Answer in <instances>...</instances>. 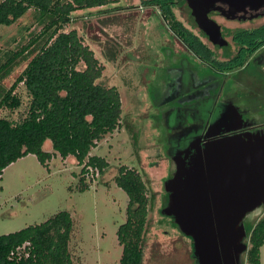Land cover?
I'll return each mask as SVG.
<instances>
[{
	"label": "rangeland",
	"instance_id": "374dc122",
	"mask_svg": "<svg viewBox=\"0 0 264 264\" xmlns=\"http://www.w3.org/2000/svg\"><path fill=\"white\" fill-rule=\"evenodd\" d=\"M142 1L117 0L108 7L76 11L70 24L62 29L77 32L103 66L100 84L116 87L121 97L120 126L98 141L90 152L106 159L109 163L107 174L95 177L87 191L79 192L76 186L80 167L72 157L67 161L53 158L47 167L35 156L12 163L0 179V235L39 225L60 211H67L74 225L69 242L74 264H119L122 247L117 242L116 231L125 222L128 197L115 185L113 177L120 166H126L140 173L148 195L157 194L148 212L143 264H198L191 239L160 211L167 205L168 195H164L163 189L173 170L164 150L171 141L162 127L155 124L150 128L141 121L152 110L146 101L143 104L148 98L145 89L148 83L140 81L139 69L148 66L144 58L149 57V60L159 53L149 42V27L145 23L147 13L157 9L145 7ZM173 11L177 20L188 26L190 12L187 8L177 5ZM215 19L229 28L251 25L227 21L220 16ZM262 24L264 18H259L252 26ZM45 29L33 9L12 25L0 26V66L13 57L10 67L0 71V99L13 86L9 99L18 102V106H3L0 117L17 122L26 116L29 96L16 78L26 67V50L41 42ZM151 63L155 61L152 59ZM156 75L158 79L151 91L156 100L152 103L155 110L174 100L173 97L164 100L162 94L158 96L161 83L177 78L173 68L160 73L157 69ZM44 148L52 150L50 141ZM262 215L264 205L249 215L245 221L247 235L248 229ZM246 242L248 244V239ZM242 262L247 264L246 253L242 255ZM260 263L264 264V245L260 249Z\"/></svg>",
	"mask_w": 264,
	"mask_h": 264
},
{
	"label": "trees",
	"instance_id": "16d2710c",
	"mask_svg": "<svg viewBox=\"0 0 264 264\" xmlns=\"http://www.w3.org/2000/svg\"><path fill=\"white\" fill-rule=\"evenodd\" d=\"M116 1H0V26L12 25L33 9L46 28L41 42L26 50V67L16 78L29 96L26 116L17 122L0 117V179L9 165L21 158L33 155L47 167L56 153L62 160L73 157L80 167L76 186L79 192L91 186L88 168L98 170L100 177L107 174L106 159L90 152L98 141L120 126L121 97L116 87L100 84L103 66L77 32L62 29L70 24L76 11L104 8ZM173 1L143 0L142 4L159 7L170 28L183 41L190 42L172 11ZM177 5L186 7L184 0H178ZM248 38L264 41V25L253 30ZM12 59L10 56L0 71H6ZM12 89L13 86L2 95L0 109L5 105L18 106L16 100L9 99ZM46 141L51 143V152L44 150ZM113 182L128 197L125 222L116 231L117 242L122 247L119 264H143L148 212L157 194L148 195L145 182L134 168L120 166ZM163 209L160 211L165 214ZM73 229L70 213L60 211L44 223L0 235V264H74L69 252ZM248 230L246 263L261 264L264 215Z\"/></svg>",
	"mask_w": 264,
	"mask_h": 264
},
{
	"label": "flooded vegetation",
	"instance_id": "af4514ba",
	"mask_svg": "<svg viewBox=\"0 0 264 264\" xmlns=\"http://www.w3.org/2000/svg\"><path fill=\"white\" fill-rule=\"evenodd\" d=\"M172 3L176 7L178 0ZM145 7L157 9H149L144 22L149 27V42L157 47L156 52L159 53L152 58L155 63H151L149 57L144 58L148 66L141 62L142 70L139 69L140 81L148 83L145 85L148 98L143 104L146 101L152 110L141 121L150 128L155 124L162 127L167 131H164L165 135L170 137L171 142L164 147L165 155L173 166L169 178L175 171V160L184 159L185 151L194 142L201 147L207 142L228 137L247 139L249 135H264V41L248 38L253 30L264 25L252 26L264 15L252 20L226 19L251 24L229 28L217 22L215 17L219 14L212 13L209 15L212 23L204 29L198 27L189 15L188 26L178 19L191 40L185 42L170 28L159 7ZM215 27L226 42L222 47L213 45L208 38L215 32ZM171 68L177 78L162 82L158 96L162 94L164 100L171 97L174 100L160 103L163 108L155 110L152 103L156 100L151 91L158 79L157 69L160 73ZM193 153H188L186 163Z\"/></svg>",
	"mask_w": 264,
	"mask_h": 264
},
{
	"label": "water",
	"instance_id": "95a60500",
	"mask_svg": "<svg viewBox=\"0 0 264 264\" xmlns=\"http://www.w3.org/2000/svg\"><path fill=\"white\" fill-rule=\"evenodd\" d=\"M184 2L202 29L212 23V13L231 21L264 15V0ZM214 30L210 42L224 46L218 27ZM196 143L188 147L184 159L175 160V171L164 184L168 199L163 212L191 239L198 264H243L245 221L264 205V135L228 137L201 147Z\"/></svg>",
	"mask_w": 264,
	"mask_h": 264
},
{
	"label": "built area",
	"instance_id": "2783aa9c",
	"mask_svg": "<svg viewBox=\"0 0 264 264\" xmlns=\"http://www.w3.org/2000/svg\"><path fill=\"white\" fill-rule=\"evenodd\" d=\"M89 174L87 175L89 179H94L95 177L97 178L99 176V172L96 169L88 168Z\"/></svg>",
	"mask_w": 264,
	"mask_h": 264
},
{
	"label": "crops",
	"instance_id": "0c3cea01",
	"mask_svg": "<svg viewBox=\"0 0 264 264\" xmlns=\"http://www.w3.org/2000/svg\"><path fill=\"white\" fill-rule=\"evenodd\" d=\"M45 144H47V141L45 142ZM45 144H44V146H45ZM44 150H46L45 148H44ZM46 151H52V150H49V149H47ZM28 156H33V155H28ZM57 157H59V155L56 153L55 154V157L54 158H57ZM71 156H69V157H67L65 160H63V161H67L69 158H70ZM73 158V157H72ZM22 159V158H21ZM21 159H19V160H21ZM74 159V158H73ZM18 160V161H19ZM50 163V162H49ZM49 163H48V165H49Z\"/></svg>",
	"mask_w": 264,
	"mask_h": 264
}]
</instances>
